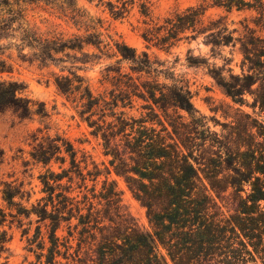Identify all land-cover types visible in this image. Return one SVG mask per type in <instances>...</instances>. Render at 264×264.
<instances>
[{
  "label": "trees",
  "instance_id": "16d2710c",
  "mask_svg": "<svg viewBox=\"0 0 264 264\" xmlns=\"http://www.w3.org/2000/svg\"><path fill=\"white\" fill-rule=\"evenodd\" d=\"M86 1L106 6L115 20L136 4ZM42 5L65 12L84 34L42 33L28 16L29 7ZM212 8L257 16L254 26L247 24L244 35L235 38L237 31H230L225 18L207 19ZM140 14L146 19L142 38L162 50L201 37L212 52L240 43L241 73L224 66L210 75L235 105L250 107L254 116L238 109L239 119L223 126L227 134L213 132L183 77L146 52L106 40L102 20L82 11L78 0H0V42L6 43L0 51L15 50L23 62L60 67L54 74L57 90L110 158L105 172L97 166L87 171L90 157L80 159L66 138L34 135L32 159L47 168L40 176L45 196L31 203L32 193L21 187L2 192L0 256L12 240L2 229L15 226L28 251L44 264H264V0H203L157 20L143 2ZM100 57L117 60L102 70L99 82L106 89L96 94L78 72ZM70 59L74 62L65 66ZM5 73H12V65L0 60V74ZM25 90L18 81L0 78V112L48 118L44 104L34 111ZM138 101L145 103L146 116L129 117L126 110ZM53 163L60 172L53 171ZM112 173L147 210L152 231L139 227L123 206L116 182L109 180Z\"/></svg>",
  "mask_w": 264,
  "mask_h": 264
},
{
  "label": "rangeland",
  "instance_id": "374dc122",
  "mask_svg": "<svg viewBox=\"0 0 264 264\" xmlns=\"http://www.w3.org/2000/svg\"><path fill=\"white\" fill-rule=\"evenodd\" d=\"M107 1L104 0V2ZM143 2L148 3L153 20H157L200 5L203 0H136L130 13L124 19L119 20L113 19L106 10V6L98 4L97 1L89 3L86 0H78V7L90 16L102 20V32L106 40L112 38L122 41L136 49L138 54L146 52L153 61L166 62L168 68H173L178 76L183 77L190 85L196 109L208 118L209 127L213 132L220 135L227 134V131H223V126L230 125L234 120L239 119L238 109H241L244 114L254 116L250 107L240 108L235 105L210 75L211 69L224 66L226 70L233 69L235 74L241 73L243 55L240 51V43L233 47L223 48L221 52L219 50L212 52L211 47L204 44L202 37L191 42L182 41L170 51L148 45L142 38L146 20L140 14V5ZM28 16L32 25L42 33H63L68 37L84 34V31H79L74 26L65 12L57 8L43 5L31 6L28 8ZM256 16L254 12L233 11L228 13L225 9L219 8H212L206 14L207 19L225 18L230 31H237L234 34L235 38L244 35L247 24L254 26L252 19ZM2 45L6 43L0 42V46ZM85 52L99 54L94 48H86ZM10 54H12L11 60H8L7 57ZM78 58L82 56L78 55ZM0 60H6L9 65H12V73L0 74V78L22 83L26 87L25 96L35 102L34 111H38L40 104H44L49 115L45 119L38 115H34L31 119H21L14 110L8 109L0 112V206H2V192L7 190V186L21 187L22 192H31V203L45 196L42 193L44 187L40 176L45 174L47 168H44L42 164H36L32 159L34 135L39 138L48 135L63 136L79 151L80 159L84 154L90 157L87 171H94V167L97 166L105 172L110 167V158L104 155L101 140H96L90 135L91 130L80 119L75 106L68 102L55 86L54 74H60L61 68L23 62L15 50L0 51ZM116 60L100 57L99 60L83 66V70L78 73L88 80L96 94L103 93L106 87L99 82L102 70L109 64H115ZM71 62L74 61L70 59L65 66L70 67ZM67 73L66 71L65 74ZM246 99L249 103L253 102L251 96L247 95ZM144 104L138 101L134 108L126 110V113L129 117L137 119L146 116V111L142 109ZM262 119L264 120V117ZM52 169L55 172L61 171L59 165L55 163L52 164ZM105 178V175H102L98 179L96 195L101 193ZM109 180L116 182L123 206L139 227L152 231L147 210L136 200L125 180L115 173H112ZM88 186L91 188L93 182H88ZM87 193L91 196L89 192ZM3 230L8 231V236L12 240L8 245V251L0 256V264H44L39 263L36 255L28 251L27 239L22 238L21 230L15 226L11 230L6 226Z\"/></svg>",
  "mask_w": 264,
  "mask_h": 264
}]
</instances>
